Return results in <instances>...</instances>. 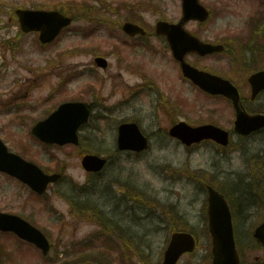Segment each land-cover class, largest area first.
<instances>
[{
	"label": "rangeland",
	"instance_id": "obj_1",
	"mask_svg": "<svg viewBox=\"0 0 264 264\" xmlns=\"http://www.w3.org/2000/svg\"><path fill=\"white\" fill-rule=\"evenodd\" d=\"M127 2L134 5L133 12L125 8ZM139 2L145 5L136 7ZM201 2L211 9L212 19L205 24V29L193 22L188 28L204 39L226 41L231 50L234 49L232 39L236 38L233 35L245 31L246 19L252 13L264 12L259 0ZM23 3L28 8L48 3L68 6L78 20L53 43L43 46L37 33L21 32L20 25L11 16L14 7ZM91 4L95 9L90 10ZM84 6L88 9L86 15L79 12ZM180 14L181 0H0V137L8 147L20 153L27 143L37 144L30 135L32 126L62 102L75 98L93 105V116L80 130L83 139L78 147H51V152L45 155L31 153L40 166L49 163L57 171L66 167L64 180L50 187L48 199H37L21 182L0 172V210L24 214L45 232L53 245L49 255L43 256L13 235L0 232V243L5 245L4 264H77V257L81 255H85V260L106 258L111 264H124L115 251L116 236L110 233L112 239H107L101 232L99 215L79 211L76 205L74 210V200L67 198L74 195L72 185L80 188L88 181V187L89 180L98 181L94 194H87L90 204L115 216L121 225H130L132 229L126 235L131 237V242L133 238L141 241L142 250L130 255L134 261L129 264H150L152 258L157 264L162 261L172 233L166 205L175 204L184 210L192 200L202 198L198 186L190 182L197 176L188 179L184 171L172 173L167 168L182 170L188 165L198 173L195 169L213 170L217 162L204 149L189 153L168 135L171 124L181 119L192 125L212 122L230 129L234 120L226 101L204 95L182 76L164 41L154 37L131 38L121 29L126 20L147 23L149 28L160 15L177 18ZM5 39L10 40V46L2 44ZM95 55L108 58L107 69L96 66ZM188 60L223 71L229 69L231 58L227 54L203 59L189 55ZM129 119L136 120L147 135L151 134L150 148L139 154L120 152L100 174L86 173L81 166V154L85 151L80 153L79 148L98 149L95 152L105 154L108 149H116L118 125ZM258 140L251 144L264 145L263 138ZM236 143L243 144L239 140L232 144ZM52 158L60 167L49 162ZM224 162L223 166L229 168L230 159ZM120 177L127 179L126 184H136L138 202L120 199L119 184L113 183ZM108 182L111 192L106 188ZM217 185L231 202L243 203L236 194L241 187L239 181L228 177L218 180ZM260 187L257 185L255 190L260 191ZM132 206L141 217L135 225L125 217ZM234 214L238 244L241 248L246 246L242 258L250 261L255 256L264 258V247L251 246L250 224L241 229L236 208ZM249 220L252 223L255 218ZM108 228L115 231L110 225ZM197 235V250L184 255L178 264H211V239L202 232Z\"/></svg>",
	"mask_w": 264,
	"mask_h": 264
},
{
	"label": "water",
	"instance_id": "obj_2",
	"mask_svg": "<svg viewBox=\"0 0 264 264\" xmlns=\"http://www.w3.org/2000/svg\"><path fill=\"white\" fill-rule=\"evenodd\" d=\"M183 6L184 17L182 21L174 25L161 21L158 23L157 32L167 35L174 56L181 63L184 75L205 91L223 94L234 100L238 110L236 120L238 132L248 134L264 127V115H249L243 108H240L238 90L229 80L200 70L185 60L187 53L194 52L205 56L222 52L225 47L222 44L206 43L186 31L183 28L185 21L189 19L204 21L209 17V12L199 3V0H183ZM17 13L23 31H40V39L43 43L51 42L63 27L72 22L71 17L65 16L59 11L20 9ZM124 30L131 35L145 34L143 28L132 22H127L124 25ZM96 62L101 67L106 68L108 66L107 59L104 57H97ZM256 78L257 75L250 78L254 87L257 84ZM88 117L89 109L86 104L82 102L64 103L50 117L39 122L33 131L46 142H57L62 145L68 142L78 143V127L86 122ZM170 134L186 144L198 142L205 138H214L223 143H227L228 140V133L213 124L191 126L181 121L170 129ZM118 145L120 149L141 151L148 147V138L140 131L137 123H123L119 127ZM106 161V158L96 154H86L82 159V165L88 171H99L104 167ZM0 170L30 184L40 194L45 192L50 182H56L61 177L59 173L46 174L34 163L24 160L19 155L9 153L1 140ZM209 200V224L213 238L212 264H239L229 207L223 196L212 188L210 189ZM0 229L16 232L21 238L34 243L45 253L50 249L49 241L45 235L19 216L0 212ZM254 236L258 241L264 243V222L255 230ZM195 246L196 241L192 234L187 232L174 233L165 252L163 264H176L182 253L192 252Z\"/></svg>",
	"mask_w": 264,
	"mask_h": 264
},
{
	"label": "flooded vegetation",
	"instance_id": "obj_3",
	"mask_svg": "<svg viewBox=\"0 0 264 264\" xmlns=\"http://www.w3.org/2000/svg\"><path fill=\"white\" fill-rule=\"evenodd\" d=\"M157 21L158 20H156L155 22ZM169 21L177 22L179 20L169 19ZM247 21L255 26L264 24V18H249L247 19ZM204 26L205 24L198 23L197 27H203V29H205ZM256 30L258 31L259 28H257ZM161 39L164 38L160 37V40ZM231 53L233 55L243 56L242 59L233 60V62L236 63L235 67H229V69L223 71L220 69L215 70L209 68L205 70L230 79L239 89L240 103L247 110V112H249L250 114L264 115V89H261L258 93H256L255 96H253V84L249 81L250 77L253 74L264 70V49L233 50ZM209 57L220 56L211 55L204 58ZM260 85L261 82L258 83V86ZM203 94L206 95L205 93ZM209 96L212 95H208V97ZM212 97H219L222 100L226 101L229 106H231L235 119L236 109L234 108L233 101L231 99H228L222 95H213ZM175 123L176 121L172 125H174ZM232 124L233 127L228 130L230 137V142L228 145H222L213 139H206L198 143H193L191 145H183L189 153H192L198 149H204L205 151L213 154L217 162L214 164L213 170L208 168L195 169L196 171H198V173L190 169L188 165L182 168V171H184V175L187 176L188 179H190L192 175L197 176L190 182L198 186L202 193V198H200L199 200H192L193 203H191L184 210L177 207V205L175 204L166 205L168 212H170L168 224L171 227L172 232L181 231L185 228L190 229L193 233L210 232L208 226L209 190L210 187H212L226 196L221 188L218 187L217 181L226 180L228 177L239 181L241 187L236 191V194L243 199V203H240L238 205L234 201L231 202L230 199H228L230 202L227 200L231 209L234 228L237 226L234 208L238 210L240 227L243 230H245L244 225L248 227V225L250 224L249 227H251L253 233L255 228L264 221V145L251 144L257 143L259 141V137L264 139V128L244 135L235 132L234 123ZM148 136L151 137V134H149ZM237 140L243 142V144L236 143L233 145L232 143L236 142ZM34 151L38 152L36 148L34 149ZM31 152H33V149L26 148L25 152L23 153ZM105 152L109 157L107 166L110 165L115 159L116 155L120 153L117 152V149H108ZM124 152L139 154L135 151ZM110 154H113V157ZM228 158L230 159V162L228 163L230 167L225 168L223 166L225 164L224 160ZM91 182L92 181L89 180V186L93 185ZM113 183L119 184L118 192L122 193V196L120 197L121 200L128 198L135 202L139 201L140 197L137 193V187L135 183L134 185H129L128 183L126 184V181L121 178H115ZM257 185L261 186L260 191L255 190V188H257ZM106 188L111 192L112 187L110 182H108ZM92 195L93 194L91 193L90 196ZM198 203H200L201 208H199L200 206H198ZM170 206H172V208ZM119 207L120 203L117 205V208ZM192 213L193 215L189 216V214ZM103 215L105 218V223L112 226V228L115 230L124 232L132 229L130 228V225L127 227L121 225L118 222V219H116L115 216L109 214L106 210L103 211ZM125 217L130 218L134 225L136 223H139V220L141 219V217L137 216L134 206L128 208ZM251 218H255V220L257 219L258 221L255 222V220H253V222L251 223V220H249ZM248 229L249 228H247L246 230Z\"/></svg>",
	"mask_w": 264,
	"mask_h": 264
},
{
	"label": "trees",
	"instance_id": "obj_4",
	"mask_svg": "<svg viewBox=\"0 0 264 264\" xmlns=\"http://www.w3.org/2000/svg\"><path fill=\"white\" fill-rule=\"evenodd\" d=\"M59 6H60V5H59ZM60 8H62V7H60ZM62 9H63V8H62ZM120 241L123 242L126 246L128 245L127 242H126L127 240H126L124 237H121ZM143 246H144V245H143ZM150 264H153V263H151V261H150ZM154 264H156V263H154Z\"/></svg>",
	"mask_w": 264,
	"mask_h": 264
}]
</instances>
